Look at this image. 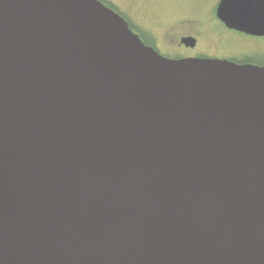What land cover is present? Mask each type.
Listing matches in <instances>:
<instances>
[{
	"label": "water",
	"instance_id": "water-1",
	"mask_svg": "<svg viewBox=\"0 0 264 264\" xmlns=\"http://www.w3.org/2000/svg\"><path fill=\"white\" fill-rule=\"evenodd\" d=\"M215 13L264 37V0ZM0 264H264V66L160 55L100 0H0Z\"/></svg>",
	"mask_w": 264,
	"mask_h": 264
},
{
	"label": "rangeland",
	"instance_id": "rangeland-1",
	"mask_svg": "<svg viewBox=\"0 0 264 264\" xmlns=\"http://www.w3.org/2000/svg\"><path fill=\"white\" fill-rule=\"evenodd\" d=\"M108 1L134 22L152 30L162 42L168 40L169 34L184 31L197 35L200 51L207 54L220 52L224 55L234 53L240 57H252L256 54L264 56V38L234 32H228L227 35L221 32L214 34V31L207 29L208 23L214 26L216 24L214 7L217 0ZM182 20H185V24H180Z\"/></svg>",
	"mask_w": 264,
	"mask_h": 264
},
{
	"label": "flooded vegetation",
	"instance_id": "flooded-vegetation-1",
	"mask_svg": "<svg viewBox=\"0 0 264 264\" xmlns=\"http://www.w3.org/2000/svg\"><path fill=\"white\" fill-rule=\"evenodd\" d=\"M220 0H217L215 7H214V18L216 21L215 26L212 24L208 23V28L210 31H214V34L216 33H223L225 35L228 34V32H234L239 35H245L243 33L237 32L232 29H228L224 26V24L216 17V7L218 6ZM126 22L128 26H132L133 31L131 27L129 28L138 35L140 38L141 35L144 37L146 40L151 41L150 44H145L143 40H141L145 45L151 46L153 49H155L160 55H163L168 58L172 59H180V58H195V57H210V58H217V59H227L230 61H234L236 63H241L239 61H242V57H240L238 54H227L224 55L220 52L212 53V54H207L205 52L200 51V46H199V39L198 36L195 34L191 33H186L184 31H177L174 34H169L168 40L166 42L160 41L159 37L150 29L144 27L143 25H139L137 22H134L133 19H131L129 16L125 15ZM128 19V20H127ZM180 24H185V20L180 21ZM195 24V22L193 23ZM249 36V35H245ZM152 37V39H151ZM253 38H264V37H255V36H250ZM186 39H193L194 40V45L193 46H187L184 42ZM223 44L222 42L220 43V46L222 47ZM203 50V49H202ZM211 53V52H210ZM243 64V63H242Z\"/></svg>",
	"mask_w": 264,
	"mask_h": 264
},
{
	"label": "trees",
	"instance_id": "trees-1",
	"mask_svg": "<svg viewBox=\"0 0 264 264\" xmlns=\"http://www.w3.org/2000/svg\"><path fill=\"white\" fill-rule=\"evenodd\" d=\"M100 1L104 5H106L107 7L113 9L116 13H118L119 15H121L126 20L127 17L122 12H120L119 10H117V8L111 2H109L108 0H100ZM130 27L133 30L132 26H130ZM135 30H133V31H135ZM140 39L143 40V42L145 44H147V43L150 44L151 43V41L146 40L144 37H142V35H141ZM151 39H152V37H151ZM242 58H243L242 61H239L241 63H250V64H254V65L264 66V56H262L261 54H256V55H254L252 57L243 56Z\"/></svg>",
	"mask_w": 264,
	"mask_h": 264
}]
</instances>
